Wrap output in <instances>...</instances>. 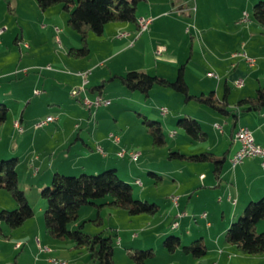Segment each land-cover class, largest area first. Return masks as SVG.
I'll return each instance as SVG.
<instances>
[{"label": "rangeland", "instance_id": "1", "mask_svg": "<svg viewBox=\"0 0 264 264\" xmlns=\"http://www.w3.org/2000/svg\"><path fill=\"white\" fill-rule=\"evenodd\" d=\"M225 1H227V3H225ZM252 1L253 0L248 4L245 0H222V2L225 3L224 11L233 8L245 9L251 18L252 6L258 0ZM34 2L35 5L33 7L26 0H19L18 7H16L13 0H0V28H2L4 32L3 35L0 33V60L4 59L3 63L0 62V71L6 70L3 67L8 65V68H14L11 76L0 80V84H2L0 88V102H4L8 107V116L6 120L0 124V160L11 157L18 158L16 166L18 184L25 192L28 202L34 210V214L25 220V223L23 222L16 228H10L4 220H0V264H10L13 261L15 264H62L61 262H63V264H94V261L90 258L85 247L77 248L73 245L71 239L53 238L46 232L43 219L46 200L42 197L41 190L43 187L50 184L52 175L55 171L67 175H77L80 173L97 174L106 169L97 168L96 170L89 166V163H93V160L97 161L104 159L103 154L98 149L91 155V159L83 158L79 160L78 163L84 165L81 166L84 170L70 169L69 164L74 159V153L80 154L84 153V151L76 149V147L82 146L81 140L78 138L76 139V132L67 143L61 148H58L63 137L68 133L67 128L69 124L66 120L70 114L64 113L65 111L69 112L66 102H68V99H75L70 92L73 88L81 86L82 77L78 74L79 71H90L87 74L88 80L98 77L95 75L101 72L99 69L108 67L113 70L122 69L121 71L126 73L128 70H123L124 65L122 61L128 60L134 62V55L131 50H124L113 58L102 60L103 65H99L101 61H98L101 59L100 56L103 53H108L110 48H108V51L104 49L105 41L99 39L98 34L92 31L89 36L92 59H89L90 55L85 57H73L68 55L67 49L64 48L61 44V40H59L60 37H62L63 40L66 38L59 32L60 30L57 31L55 29V27L59 29L63 27L61 18L57 15L54 16L57 20L53 22L55 24L53 28L49 26L42 32L40 30L38 31L37 28L40 26V20L37 18V10H39V12L43 10L38 7L36 1ZM54 5L62 8L60 3ZM192 5L193 2L191 3V6ZM64 12L65 26L68 30L78 34L75 29L67 24L66 11ZM41 22L46 23L43 20ZM184 27H187L191 32L193 31L199 34L198 31H196V26L194 27L192 23L185 24ZM197 27L200 31L199 26ZM22 28L27 35V38H24V40L20 38ZM188 33L189 32L185 33L184 39L180 44V46L184 48L185 43H187L186 51H188V45L191 40V35H188ZM22 41L37 45L39 53H37V55H32V53L28 56L24 55L20 57L18 43ZM101 50L104 51L101 52ZM203 51L204 49L201 48L200 53ZM200 53L194 55V58L199 64H202ZM155 56L156 54L154 55V53L153 55L152 53L149 55V59L152 63H154ZM64 58H68L67 60H69L70 63H64ZM20 59L21 62H19ZM87 60H90V64H87L88 66L83 63ZM134 65L137 66L139 64H131V66ZM189 66H196L195 61H191ZM129 69L140 70L141 68ZM59 70L62 72L60 74L58 73V75L55 71ZM211 71L217 73L216 70ZM24 72H27V75ZM149 73L155 72L154 70H149ZM67 74H76L79 76L80 84L76 86L71 85L65 80ZM255 77L256 75H253L251 78L254 79ZM36 78L40 80L39 83L36 82ZM167 78L175 79L176 75L167 76ZM187 79L190 83L193 82L192 76H188ZM43 81H45L44 88ZM211 81L213 83L216 82L217 77H211ZM261 81L262 84H264L263 77H261ZM91 84L92 82L90 85L88 84L89 86L86 87V91L89 92V87L92 86ZM49 87H51L49 91L52 90L54 93L57 92L60 94L59 91L62 93L64 91L63 96L59 97V100L56 101L55 104H49V108H52L49 115L54 117L60 116V122L64 119L66 132L63 133L62 128L59 127L55 130L57 118L51 121L49 125L35 127L34 123L40 118L46 117L48 115L46 113L32 123L30 131H28L29 129L24 131V133H32L35 130L39 132V137L35 140L36 147L33 149L28 148L30 140H22L21 137L24 133L15 127V120L13 118L20 115L22 108L25 106V102L28 100L26 97H31L33 102L37 103L41 98H46L49 95V93L45 94V92L44 94L40 93L42 91L41 89L45 90ZM102 87L103 93L112 101V103L108 105V108H112L113 110L111 112L106 111V114L101 117V119H99V115L95 116L92 112L90 117H92L91 120L94 125H83L80 128L81 131H79L85 139H89L93 133L94 126L98 122H106V127L108 125V130L106 131L108 139L113 144L116 143L118 145V149L108 157H111L110 159L115 163V166L111 168H116L119 176L132 186L133 196L135 198L155 202L159 205V209L153 214L146 212L130 214L122 207L107 203L110 196L105 195L95 200L97 203H103L101 205H83L80 209L78 219L70 223V227H75L77 223L83 222V229L88 233L100 232L103 235L109 234L110 232L116 233L114 264H137L129 259L126 252V248L129 246L141 249L152 248L154 250V256L147 258L146 264H193L194 260H199L200 264L260 263V258L264 256V252L260 254H245L240 252L236 245H234L235 247H232V249L219 253L216 248L212 247V241L216 238L214 229L218 226H223L225 223L220 220L219 217L215 219L218 204L216 199L217 196L210 199L208 203H205L202 199L207 195L206 192H201V198H195L191 192L193 190V185H201V180L199 179L201 173H205L207 177L213 175L212 164L210 162L193 161L176 156L169 157L170 152L174 150H179L186 154L199 153L202 151H211L216 154H221L226 147V137L225 135L223 136L217 133L218 128L213 126L215 120L209 116V112H213V114L218 113H214L209 107L194 99L186 100L183 93L175 91L170 87L154 85L150 89L148 96H145L138 90L126 88L119 79L115 81L111 79L104 80V85ZM35 89H38L39 92H35ZM197 89L196 86H191L189 92L198 94L201 90ZM209 91L210 88H207L205 93ZM76 98L79 99L78 97ZM41 104L46 106V101H42ZM81 105L85 108L82 103ZM161 106L168 108L166 113L161 112ZM12 111L15 113L14 117L12 116ZM62 112L64 114L63 116ZM185 115L196 119H202V128L209 132V136L201 141L192 140L182 128L176 125L177 119ZM144 116L149 119L160 121L166 140L165 144L161 146L152 145L148 126L143 121ZM219 117L221 119L216 121L220 123L224 120L225 116L219 115ZM96 119L98 120L96 121ZM226 128L227 127H225V129ZM172 130L176 131L174 135L169 134ZM98 132H100V130ZM110 134L119 136L120 142H115ZM70 146L74 147L70 150V155L67 156V148ZM132 147L133 150L135 149L140 152L139 157L135 160L128 155L129 149ZM121 148L127 151L124 156L117 155V151ZM88 152L90 153L91 151ZM39 167L41 171L39 175H36L38 170H35V168L38 169ZM149 171L160 174L162 180L158 183H154L157 177L150 175ZM43 172V176L48 175L49 177L46 178V182H43L41 178ZM137 179H139L141 183L136 181ZM173 196H177L179 199L177 198L175 201ZM192 203L195 205V209H192ZM15 205L16 202L10 192L5 188H0V209H12ZM183 207L188 211V215L186 216L182 213L183 211L181 209ZM197 207H200L198 211L196 210ZM175 208H178V210L176 211ZM204 211L206 216H202ZM97 213L101 216L99 222L96 219ZM239 215L240 214H238L233 221H235ZM174 220L178 222L176 227L171 226ZM207 221L213 223L211 229H207ZM260 224L261 223H259L257 227L258 231L262 230ZM31 231L37 232V236L34 235L31 237L30 244H36L40 251L43 250L42 247H47V249L43 250L45 252L53 250L49 254L51 255L50 259L54 261L43 260L41 255L37 262H35V249L34 253L32 252L28 255L22 253L23 247L17 249L13 247L17 238L23 237L25 239L26 236L20 234L30 235L29 233H31ZM201 233H204L203 238L205 242L210 245V249L200 257H193L191 254L181 253V251L172 254L163 247V240L168 235H180L182 240L187 244L200 237ZM38 237L42 239V244L39 243ZM46 237L49 238L48 241L45 240ZM118 237L123 238L122 244H120ZM221 238L223 239V236ZM229 254L231 257H229ZM244 256H251V258L249 257L250 259H247Z\"/></svg>", "mask_w": 264, "mask_h": 264}, {"label": "crops", "instance_id": "2", "mask_svg": "<svg viewBox=\"0 0 264 264\" xmlns=\"http://www.w3.org/2000/svg\"><path fill=\"white\" fill-rule=\"evenodd\" d=\"M13 1L15 2L16 7H18L19 0ZM26 1L34 7L35 0ZM250 1L251 0H245V2H247L248 4ZM192 2L193 5L191 6ZM225 3H227V1H225ZM225 3H223L222 0H142L137 5L136 15L137 18L142 16L152 17L148 29L143 31L139 36H136V29H138V25L136 22L112 21L106 23L104 25L102 34L98 35L99 39L105 41L104 49L108 51V48H110L111 50H109L108 53H103L100 56L101 59L98 60H101L99 62V65H103L102 60L104 59L113 58L124 50H131L134 55V62L123 60V70H130L129 68H141L140 70H145L148 72L149 70H154V74L170 77L177 75L179 66L181 64H184L183 73L185 80H187V83L189 85V90L191 86H196L198 88L197 90H201L200 92H205L207 88H210V91H213L215 96L221 98L223 95L225 84L228 85L227 108L232 110V113L229 115H224V120L219 123L216 120L221 119L219 115L223 114L212 109L211 111H214V113L218 114L209 112L210 118L215 120L213 126L218 128L216 124L221 125V129H216L217 133H220L223 136L225 135L226 137V147L223 151L225 152L226 158L223 163L222 172L219 178H217L214 173L211 177H207L205 173H201L199 177V179L201 180V185H193V190L191 191L195 198H201V192H206L207 195H205L202 199L203 202L205 201V203H208L210 199L217 196L216 199L218 201V204L215 219L219 217L220 220L225 222L223 226L221 225L214 229L216 238L214 239V241H212V247L216 248L219 253H223L224 251L230 250L232 249V247H235L233 244L228 243L224 237L229 223L242 212L244 206L249 201L256 200L264 196V165L262 164V159L259 156L246 157L235 166H232L229 160L231 155L238 147V143L235 140L234 134L238 125L240 124L246 125L252 131L255 141L264 146V108L242 111L239 110L240 108L238 109L235 105L238 99L246 95H253V92H255L256 88L259 85H262L261 77L264 78V26L251 18L249 13L247 21L238 22V18L241 16L242 11L245 9L233 8L224 11ZM56 15L61 18V23L63 24V27H60L59 32L62 33V35L66 38L63 40L62 37H58L59 40H61V44L66 49L71 46H78V34L71 30H68V28L65 26L64 21L65 12L64 10H62V8H59L56 5L50 6L42 12H39V10H37V18L40 20V26L37 28L38 31L40 30L42 32L49 26H52L53 28V25H55L53 22H56L57 20L54 17ZM42 20L46 23H42ZM189 23H192L194 27L196 26V31H198L199 34L193 31L192 33L190 30H187V27H184L185 24ZM197 26H199L200 31ZM123 31L126 32V34L120 35V32ZM186 32H189L188 35H191V40L187 49L188 51H186L187 43H185L184 48L180 46ZM0 33L1 35L4 34L3 31H0ZM20 36V38H23L22 40H24V38H27V35L23 28ZM89 36L90 33L88 35V43ZM30 38L33 39L32 37ZM157 46H161L163 48L160 53L155 52ZM201 48L204 49L202 53H200ZM18 49L20 51V57L24 55L28 56L32 53V55H37V53H39V48L37 47V45L32 43L30 44V42L27 43L22 41L21 43H18ZM237 49H243L248 55L253 56L255 58V63L253 65H248L242 57L232 56V52ZM103 51L101 50V52ZM90 53L92 52L90 51L89 45L88 55H90L89 59H92ZM151 53L152 55L153 53L154 55L156 54V56L154 57V63H152L149 59V55ZM198 53L201 54L200 56L202 58V64H199V62H197L194 58V55ZM21 59L19 60V62H21ZM67 59L68 58H64L63 62L70 63ZM3 61L4 59L0 60V62L2 63ZM191 61H195L196 66H189L191 64ZM89 62L90 60H87L83 63L87 65ZM134 63L139 65L131 66V64ZM6 67H3L6 70L0 71V80L11 76L12 71L14 70V68H8L9 65ZM99 70H101V72L95 75L98 77L88 80L86 87L89 86L92 82V86L89 87V92L86 91L85 87V90L81 91V95H86L90 98H93L95 95H100L103 98L109 99L108 104L100 105L96 107L97 109L92 108L89 110L85 109L81 105L80 99H77L76 97L75 99H68V102H66L69 112L65 111L64 113L70 114L68 116V119L66 120L69 124L67 128L68 133L65 134L58 148H61L65 143H67L76 132V139L78 138L82 142V146L76 147V149L84 151V153L80 154L74 153V159L69 164L71 170H84L81 167L84 165L82 163H80L82 164L80 165L78 163L79 160L83 158L91 159V155L94 153V151H97V145L99 144L102 146L104 151H106L104 153L105 155L103 154L104 159L97 161L93 160V163H89V166L95 168L96 170L97 168H110L112 166H115V163H113L110 159L111 157H108L118 149V145L116 143L113 144L108 139L106 133V131L108 130V125L106 127V122H98L94 126L93 133L91 134L89 139H85V137H83L80 132V128L83 125H94L92 124V117H90L92 112L93 115L95 114V116L99 115V119H101V117L106 114V111L111 112L113 110L112 108H108V105H110L112 101L107 95L103 93V87L98 88L96 86L101 82H103L104 85V80H118V77L114 75L124 74V71H121L122 69L113 70L108 67ZM211 70H216L217 73L213 72L214 75H209V72H212ZM61 72L62 71L60 70L55 71L56 74H60ZM24 73H26L27 75V72ZM253 75H256L254 79L251 78L253 77ZM188 76L193 77L192 83H190L187 79ZM211 77H217V81L213 83L211 81ZM99 78H101L102 80ZM239 78H242L243 80V84L240 86L236 85V81ZM35 80L38 83L40 82V80H37V78ZM65 80L73 86L80 84V77L76 74H67V78H65ZM43 84L44 88L45 81H43ZM1 87L2 84H0V88ZM50 88L51 87L45 90L41 89L42 91L40 93L44 94L45 92V94L49 93V95L46 98H41L37 103H34L31 97H26L28 98V100L25 102V106L22 108L21 113L18 117H14L15 113L12 111V116L14 117L13 119H18L20 121V124L23 127V133L28 129V131H30V126L38 118L42 117L46 113L49 115V112L52 109L49 108V104H55L56 101L59 100V97L63 96L64 91L63 93L59 91L60 94H58L57 92L54 93L52 90H50V92ZM42 101H46V106H44V104H41ZM63 115L64 114L62 112V116ZM56 118L57 125L55 126V130L59 127L62 128V132L65 133L66 128L63 121L64 119H62V122H60V116ZM97 120L98 119H96V121ZM198 120L201 123L202 119L198 118ZM49 123L46 125H49ZM225 127L227 128L225 129ZM99 130L100 132H98ZM38 133V130H35L32 133L22 134V140H30V143H28V148L33 149L34 147H36L35 140L37 137H39ZM207 134L208 137V131ZM74 146H70L67 148V156L70 155V150H72ZM129 150H133V147ZM88 151L91 152L89 153ZM37 170L38 171L36 175H39L41 168L39 167ZM43 174L44 172L41 174V178L43 182H46V178L49 177L48 175H44V177ZM191 207L192 209H195V205L193 203ZM198 208L200 207H197V211ZM177 210L178 208L176 209V211ZM181 210L184 212L183 215H188V211L185 207H183ZM260 221L257 222L256 227H258V224L261 223L260 226L262 230H264V219H261ZM212 226L213 223L211 221L206 222L207 229H211ZM36 233L37 232L35 231H31V233H29L30 235L20 234L22 236H26L25 239L23 237L17 238L13 247L16 249L23 247L22 253L28 255H30L32 252L34 253L35 249L37 252H35V262H37L41 255L43 260L50 261L49 259L51 255L49 253L53 250H50L49 252H45L43 250L40 251L36 244H30L31 237L34 235L37 236ZM203 234L204 233H201L200 237H202L207 250H209L210 245L205 242ZM222 236L223 239L221 238ZM118 239L120 240V244H122L123 238L118 237ZM45 240L48 241L49 238L46 237ZM38 241L40 244H42L43 242L39 237ZM182 242L185 243L183 240ZM177 251H181V253H184L180 248H178L172 254L177 253ZM229 257H231L230 254ZM244 257H246L247 259L251 258V256ZM195 263L200 264V261L194 260L193 264ZM144 264H146V261ZM257 264H264V256H261L260 263Z\"/></svg>", "mask_w": 264, "mask_h": 264}, {"label": "trees", "instance_id": "3", "mask_svg": "<svg viewBox=\"0 0 264 264\" xmlns=\"http://www.w3.org/2000/svg\"><path fill=\"white\" fill-rule=\"evenodd\" d=\"M41 10L60 3L67 13V24L75 29L79 35L80 44L71 46L67 53L73 57H85L89 54L88 35L92 31L102 34L104 25L112 21H132L137 23L136 9L142 0H35ZM252 18L264 26V0H258L252 6ZM184 64L178 68L175 79L149 73L145 70L131 69L124 74L114 75L130 90H138L148 96L154 85L170 87L184 94L185 99H194L210 109L223 115H229L232 110L227 108L228 85L225 84L221 98L215 96L213 91L193 94L189 92V85L185 80ZM112 76V77H114ZM103 86V82L96 87ZM242 111L257 110L264 108V84L259 85L253 95H246L235 103ZM8 107L0 102V124L5 121ZM145 124L151 136L153 146H161L166 143L160 121L149 119L144 116ZM176 125L182 128L192 140L201 141L207 138V131L201 126L198 119L191 116H182L177 119ZM170 156L187 158L193 161L210 162L213 166L214 175L219 178L225 152L216 154L211 151L186 154L179 150L171 151ZM18 158L11 157L0 160V188H5L13 196L16 205L12 209H0V220H4L10 228L20 226L26 219L34 214V210L28 202L23 189L18 184L16 170ZM150 175L157 177L154 183L162 180V176L149 171ZM42 197L46 200L43 219L46 232L53 238L71 239L77 248L85 247L94 264H114V232L109 234L88 233L83 229V222L75 227L70 223L79 217L83 205H101L95 200L109 195L107 203L122 207L130 214L149 213L153 214L159 209V205L148 200L137 199L133 196L132 186L123 180L115 168H106L97 174L80 173L67 175L55 171L49 185L41 190ZM96 219H101L97 213ZM264 219V196L249 201L235 221L227 227L224 237L230 244L236 245L237 249L245 254H260L264 252V230H257V222ZM173 234V233H172ZM168 235L163 240V247L170 253L180 248L184 253L193 257H200L207 251L202 239L198 237L190 243H183L180 235ZM129 259L137 264H144L147 258L154 256L152 248L141 249L129 246L126 248ZM10 264H15L11 262Z\"/></svg>", "mask_w": 264, "mask_h": 264}, {"label": "built area", "instance_id": "4", "mask_svg": "<svg viewBox=\"0 0 264 264\" xmlns=\"http://www.w3.org/2000/svg\"><path fill=\"white\" fill-rule=\"evenodd\" d=\"M142 26L141 29H136V36H139L143 31H145L146 29H148L149 23L152 20V17H145L142 16ZM248 20V15H247V11L243 10L241 13V16L238 18V22H245ZM55 29L58 31L59 28L55 27ZM188 30V28H187ZM126 32H120V35H125ZM162 47L161 46H157L155 52L156 53H160L162 51ZM232 56H240L242 57L246 63L248 65H253L255 63V58L253 56H250L246 53L245 50L243 49H237L235 51L232 52ZM90 71H79L78 74L81 75L82 77V83L81 86L79 87H75L72 89V91L70 92V94L74 97H78L81 101V103L85 106L86 109H92V108H96L100 105H106L109 103V99H104L103 97H101L100 95H95L93 98H90L86 95H81V91H83L88 83V78H87V74ZM209 75H214L213 72H209ZM243 84V80L242 78H239L236 81V85L240 86ZM35 92H39L38 89H35ZM161 111L167 112V107L165 106H161L160 107ZM56 117L52 116V115H47L46 117L40 118L39 120H37L34 123L35 127H40L43 125L48 124L49 122L53 121ZM14 125L15 127L19 130L22 131L23 127L20 124L19 120H15L14 121ZM216 126L218 128L221 129V125L220 124H216ZM175 130L171 131V135L175 134ZM110 136L112 137V139L115 142L119 141V136L117 135H112L110 134ZM235 140L238 143V147L236 148V150L234 151V153L231 155V157L229 158L230 163L232 166H235L237 163L241 162L244 158L246 157H253V156H259L262 159V164L264 165V146L257 143L253 137L252 131L246 126V125H238L235 134H234ZM97 149L104 154V149L102 148L101 145H97ZM127 153L126 149L121 148L117 151V155L119 156H124ZM139 154V151L137 150H130L128 152V155L132 158V159H137V155ZM35 170H37V168H35ZM139 182L141 183V181L139 180ZM177 196H173V199L176 201L177 200ZM184 214V212H182ZM181 213V214H182ZM206 213L203 212L202 216H205ZM178 225V222L176 220L172 221L171 226L172 227H176ZM43 250L47 249V247H42ZM50 261H54L52 259H49ZM63 264V262H61Z\"/></svg>", "mask_w": 264, "mask_h": 264}, {"label": "bare ground", "instance_id": "5", "mask_svg": "<svg viewBox=\"0 0 264 264\" xmlns=\"http://www.w3.org/2000/svg\"><path fill=\"white\" fill-rule=\"evenodd\" d=\"M247 15H248V12H247ZM137 25H138V29H141V26H142V18L141 17H139L138 19H137ZM0 31H2V29H0ZM162 113H165L164 111H161ZM170 134H171V132H170ZM140 153V152H139ZM139 156V154L137 155V157ZM136 181H138L139 182V179H137ZM140 183V182H139ZM18 245V244H17Z\"/></svg>", "mask_w": 264, "mask_h": 264}]
</instances>
